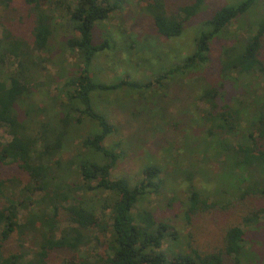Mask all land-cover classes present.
I'll return each instance as SVG.
<instances>
[{
	"label": "trees",
	"instance_id": "obj_1",
	"mask_svg": "<svg viewBox=\"0 0 264 264\" xmlns=\"http://www.w3.org/2000/svg\"><path fill=\"white\" fill-rule=\"evenodd\" d=\"M13 1L0 0V8L8 10ZM22 1L31 20L29 40L5 28L0 38V126L11 137L0 143V162L15 163L26 181L17 199L3 194L0 181V197L5 198L0 204V264H48L57 251L71 252L63 264H256L252 251L244 247V229L264 223V88L259 83V79L264 82V19L254 27L238 19L258 0L217 10L194 40L193 53L164 73L198 71L210 60V40L220 38L233 22L251 28L243 41L223 47L219 57L221 83L235 75L238 95L218 103V87L206 89L201 99L209 108H203L199 118L206 127L201 159H221L217 165L229 169L227 175L238 181L237 191L221 189L211 198L192 182L193 172L186 176L187 224H199L198 228L212 224L218 232L205 250L196 248L189 236L185 249L174 251L171 258L162 248L166 243L177 244L175 233L142 202L148 196H163L173 186V177L166 181L159 166H145L141 178L133 183L113 177L120 155L103 142L115 133V127L90 99L93 91L137 87L126 79L113 85L98 84L88 72L94 55L107 47L106 42L93 44L94 24L108 19L127 1ZM135 1L151 15L156 33L167 39L178 37L185 21L203 3L185 0L176 9H168L165 0ZM60 31L65 34L64 45L77 55L80 72L68 82V102L59 114L49 115V106L26 102V87L35 79L40 60L34 52L48 54ZM10 57L16 67L5 79L1 75ZM76 141L81 150L69 161H61ZM36 194L39 198L32 200ZM20 210L25 212L21 222ZM14 233L17 247L9 244ZM97 233L106 240L107 251L91 262L79 254L82 249L90 253L94 242L100 244ZM24 234H29L35 246L30 258L21 241Z\"/></svg>",
	"mask_w": 264,
	"mask_h": 264
},
{
	"label": "rangeland",
	"instance_id": "obj_2",
	"mask_svg": "<svg viewBox=\"0 0 264 264\" xmlns=\"http://www.w3.org/2000/svg\"><path fill=\"white\" fill-rule=\"evenodd\" d=\"M126 1L108 19L94 24L93 44L106 42L107 47L94 55L88 71L92 81L98 84L113 85L121 79L137 84L131 90L93 91L90 95L93 107L105 113L115 127V133L103 142L104 146L115 149L120 155L112 176L125 177L133 183L141 178V170L145 166H159L166 181L173 177V186L169 190L174 191L166 190L163 196H148L142 202L144 207L151 208L155 218L167 223L177 237V244L166 243L162 250L171 258L174 251L185 249L189 236L196 248L205 250L215 242L218 231L212 224L208 228L187 224L183 205L187 196L186 176L193 172L192 182L211 198H215L221 189L230 188L235 193L234 186L238 181L227 175L229 169L225 165H217L221 159L217 161L212 156L201 159L206 127L199 118L202 109L209 108L201 99L202 92L217 86L218 103L229 102L238 95L240 89L235 75L230 81L221 83L219 57L223 47L243 41L250 33L251 28L239 26L240 22L254 27L264 19V0H258L238 19L240 22H233L219 39L210 40L208 64L198 71H180L172 76L164 73L193 53L194 40L206 29V21L222 7L236 5L243 0H203L196 14L185 21L181 34L168 39L156 33L151 15L139 8L135 0ZM165 1L168 9H176L185 0ZM26 14L27 7L22 0H14L8 10L0 8V38L5 28L28 41L31 20ZM60 33L61 36L58 34L52 41L54 46L48 54L34 52V58L40 60L37 61L35 79L26 87L29 91L26 102L37 107L49 106V115L59 114L61 107L68 102V82L80 72L77 55L64 45L65 34L63 31ZM15 67V61L10 57L2 78ZM151 81L152 85L147 86ZM259 81L264 88L263 80ZM32 123L35 126V122ZM93 128L94 125L90 124L89 130ZM0 136H5L4 126L0 127ZM80 150L81 146L76 141L61 155V161H69ZM0 177L15 179L16 186L26 181L23 172L12 164L0 165ZM179 184L181 186L177 187ZM39 196L36 194L31 199ZM244 230V247L252 251L256 264H264V223ZM97 236L100 244L94 242L90 245V253L82 249L79 256L94 262L106 253V240L99 233ZM26 242V251L31 253L35 249L34 243ZM68 258H71V252H53L48 264H63Z\"/></svg>",
	"mask_w": 264,
	"mask_h": 264
},
{
	"label": "crops",
	"instance_id": "obj_3",
	"mask_svg": "<svg viewBox=\"0 0 264 264\" xmlns=\"http://www.w3.org/2000/svg\"><path fill=\"white\" fill-rule=\"evenodd\" d=\"M1 127V126H0ZM11 139V137L8 135L7 131H6V128H5V136L4 137H1L0 136V143L4 144V143H7L9 142ZM9 164H12V165H15L17 169H19L17 167V165L11 161H6L5 163H1L0 162V165L1 166H5V165H9ZM20 170V169H19ZM21 171V170H20ZM22 172V171H21ZM24 174V173H23ZM0 181L3 182V187H2V192L3 194L6 196V197H13L15 199L19 198L20 197V189H21V186L23 185H20V186H16L14 184L15 182V179H10V177H7V178H2L0 177ZM5 201V198L4 197H0V204L2 205L3 202ZM0 205V206H1ZM23 212V213H22ZM25 212L20 210L19 212V217H20V222L22 221V214H24ZM22 243L24 245V251L27 253V258H30L31 257V253L34 251H32L31 253L27 252L26 251V247H27V242L26 241H31L33 242V240L29 237V234H24L23 237H22ZM9 244L11 246H14V247H17L18 246V236H17V233H14L11 237H10V240H9Z\"/></svg>",
	"mask_w": 264,
	"mask_h": 264
}]
</instances>
